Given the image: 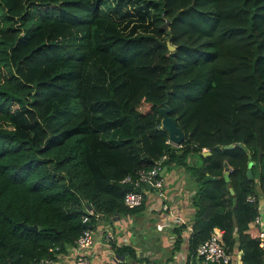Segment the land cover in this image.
<instances>
[{
  "label": "trees",
  "instance_id": "1",
  "mask_svg": "<svg viewBox=\"0 0 264 264\" xmlns=\"http://www.w3.org/2000/svg\"><path fill=\"white\" fill-rule=\"evenodd\" d=\"M131 3L129 27L106 0H0V264L54 259L98 217L140 210L124 204L122 179L164 153L196 185L187 261L199 264L217 226L238 264H264L247 200L264 189V0ZM164 102L179 145L161 126ZM86 206L98 216L83 222ZM183 229L172 227L177 250ZM142 261L117 264H153Z\"/></svg>",
  "mask_w": 264,
  "mask_h": 264
},
{
  "label": "crops",
  "instance_id": "2",
  "mask_svg": "<svg viewBox=\"0 0 264 264\" xmlns=\"http://www.w3.org/2000/svg\"><path fill=\"white\" fill-rule=\"evenodd\" d=\"M205 150L206 148H204V153L207 152ZM186 160L188 164H198L200 161L198 153L195 152L189 153ZM165 167L166 169L163 171L164 191L167 196L165 201L172 204L170 218H176L177 223L173 224L165 218L164 212L157 211L156 207L149 205L152 201L160 203L161 200L154 198V196L151 197L153 190L147 184L151 191L141 204V209L136 211V215H133L134 212L126 213L123 216L117 214L113 216L111 214L109 218L98 217L93 229L94 243L84 249V252L91 258L92 264H117L123 260L134 261L135 259L144 260L142 262L147 263L152 262L153 264L193 263L192 258L187 261V239L195 212L192 197L195 194L196 185L191 176L190 167L175 162L170 164L168 168L166 165ZM88 207L90 206H86L85 212ZM95 216H98V213ZM251 220L248 221V228H254L258 235L259 228L257 225H253ZM173 226H183L184 228L182 231V245L178 250L174 248L176 235L172 230ZM107 231L113 232L112 241H106L105 233ZM250 231L253 232V230ZM213 232L222 235V230L217 226L213 228L211 234ZM112 243L117 246H113ZM124 243L130 245L128 247L133 250L132 253L118 249ZM75 248L76 242L74 245L67 247L64 252L57 253L56 258L51 259V264H74ZM240 254L241 250L235 244L228 252V264L240 263ZM195 260H199V264H204L198 257Z\"/></svg>",
  "mask_w": 264,
  "mask_h": 264
},
{
  "label": "built area",
  "instance_id": "3",
  "mask_svg": "<svg viewBox=\"0 0 264 264\" xmlns=\"http://www.w3.org/2000/svg\"><path fill=\"white\" fill-rule=\"evenodd\" d=\"M168 142H171L167 138ZM166 154H162L156 161L147 169H139L135 175L128 174L122 181L132 185L131 189H127L123 194V202L128 207H135L141 205L147 194L153 190L151 197L159 198L160 203L152 201L150 206L156 207L157 211L164 212V216L167 220H170L173 224H176V218H170L172 204L166 202V192L164 191V175L160 174L163 166V161L166 158ZM259 182V180H256ZM147 184L151 186L148 188ZM257 191L252 192L247 196V199L256 203L257 209L254 217L251 220L253 225H257L258 231V243L263 249L264 256V189L256 184ZM154 194V195H153ZM97 213L93 208L88 207L86 212L82 215V221L89 220L90 215ZM94 228L87 226L84 227L79 233L76 239V248L74 256V264H92L91 258L84 252L85 248L90 247L94 243ZM106 241H111L113 232L105 233ZM196 256L202 260L204 264H228L229 255L225 250L223 242L219 233H212L207 238L199 243L196 248ZM51 258H40L35 260L31 264H51Z\"/></svg>",
  "mask_w": 264,
  "mask_h": 264
},
{
  "label": "water",
  "instance_id": "4",
  "mask_svg": "<svg viewBox=\"0 0 264 264\" xmlns=\"http://www.w3.org/2000/svg\"><path fill=\"white\" fill-rule=\"evenodd\" d=\"M167 24H168V20H166L163 23L162 26L164 28H166L167 27ZM167 42H168V47L170 49H172L174 46L172 44H170V42H169L168 39H167ZM169 109L170 108L166 104V102H164L163 105L160 107V112H161V126L164 129L167 130V132H168V138L171 140V142L174 143V144H176V145H179L183 141V139H184V133H183L182 129L176 124L175 119L168 114ZM227 146L230 147V146H232V144H229ZM239 146H241L248 153V157L250 159L248 161V169H247L246 173L248 174V176H251L252 175V171L250 169V166L252 164L251 154H250V152H248V149H247V147L245 146L244 143H239ZM205 153H207V152H205ZM255 163L258 164L257 161ZM165 169H166V167L163 166L162 169H161V171H160V174H163V171ZM208 177H211V176L208 175ZM224 177H225V179H229L228 170H226L224 172ZM229 189H230V192L231 193L234 192V190H233L232 187H230ZM233 221H234V223H236L235 216H233ZM24 226L27 227V228H29V229H37V224H35V223L34 224H31V225L24 224Z\"/></svg>",
  "mask_w": 264,
  "mask_h": 264
},
{
  "label": "rangeland",
  "instance_id": "5",
  "mask_svg": "<svg viewBox=\"0 0 264 264\" xmlns=\"http://www.w3.org/2000/svg\"><path fill=\"white\" fill-rule=\"evenodd\" d=\"M107 4L116 5L120 4V7L118 10L113 9L112 14L117 17H123L124 20H131L130 25L137 24V13L135 12L133 5L131 3V0H106L105 6L107 7ZM108 8V7H107ZM138 29H141V26L137 27ZM136 215V212L133 214Z\"/></svg>",
  "mask_w": 264,
  "mask_h": 264
}]
</instances>
